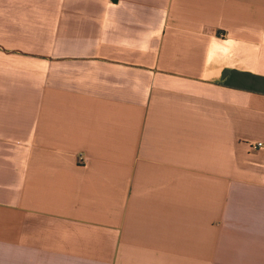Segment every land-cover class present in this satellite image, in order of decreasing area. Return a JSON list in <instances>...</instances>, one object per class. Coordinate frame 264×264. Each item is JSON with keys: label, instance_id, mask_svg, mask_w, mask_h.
<instances>
[{"label": "crops", "instance_id": "0c3cea01", "mask_svg": "<svg viewBox=\"0 0 264 264\" xmlns=\"http://www.w3.org/2000/svg\"><path fill=\"white\" fill-rule=\"evenodd\" d=\"M0 264H264V0H0Z\"/></svg>", "mask_w": 264, "mask_h": 264}, {"label": "built area", "instance_id": "2783aa9c", "mask_svg": "<svg viewBox=\"0 0 264 264\" xmlns=\"http://www.w3.org/2000/svg\"><path fill=\"white\" fill-rule=\"evenodd\" d=\"M263 147V144L258 143L256 145H253V149L261 148ZM79 162L83 165L86 166L88 164V158L83 156L82 154L79 156Z\"/></svg>", "mask_w": 264, "mask_h": 264}]
</instances>
